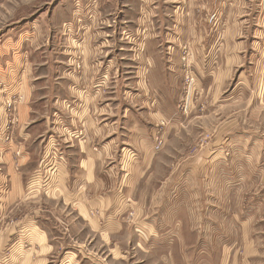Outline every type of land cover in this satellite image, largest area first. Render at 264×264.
<instances>
[{
    "label": "rangeland",
    "instance_id": "374dc122",
    "mask_svg": "<svg viewBox=\"0 0 264 264\" xmlns=\"http://www.w3.org/2000/svg\"><path fill=\"white\" fill-rule=\"evenodd\" d=\"M263 57L264 0H0V264H264ZM239 74L263 90L238 94ZM142 91H176L165 119ZM90 99L129 106L128 122L152 130L114 154L133 202L111 236L70 187L62 194L65 145L47 143ZM24 153L8 193L3 172ZM25 178L38 179L34 196L14 201ZM152 212L171 237L148 239Z\"/></svg>",
    "mask_w": 264,
    "mask_h": 264
},
{
    "label": "crops",
    "instance_id": "0c3cea01",
    "mask_svg": "<svg viewBox=\"0 0 264 264\" xmlns=\"http://www.w3.org/2000/svg\"><path fill=\"white\" fill-rule=\"evenodd\" d=\"M149 84H152L150 80ZM238 84L239 86L243 85V87H241V91H238V86L236 91L238 94L258 95V91L263 90V87L260 89L259 80H257L256 82V85H258L259 87L256 85L254 86V82L250 81L246 75H244V78H242L239 74ZM159 87V82L153 85V88L159 89ZM74 92L79 93L80 91ZM86 92L87 95L88 93H90L91 97H95L98 95L100 96L103 91H85V96ZM163 92L164 91H142L143 94H136L141 98H143V96L145 97L144 104H146L148 108H151L153 115H156L158 119H165V105L167 104V106L171 107L172 109V104L175 101L174 95L176 91H166V93ZM165 95L168 97L167 100ZM229 95H231V93ZM91 100L94 101L93 99L83 101L81 107L75 106L73 108L70 105V108H72L70 109V113L72 116H74L73 119L71 117V120L73 121L71 123V126L67 125V121V124L64 121H60L59 123L56 122L55 124H53V126L50 125V134L48 135L47 143L53 142L59 138V141L63 142L66 147L63 148V150L67 153L65 154L66 159L63 163V167L65 168V174L63 175V185L60 186V188L62 189V194L70 193L72 191L71 193L75 195V199L80 200L81 203L79 204V206L80 208H83L84 212L86 211V209H88L89 211L95 210L96 214L93 215L95 218H91L93 221L97 220L100 223L101 218L104 217V226L110 228V231L107 230V232L111 236L113 234V231H117L115 229L121 228L124 224V218H121L122 216L121 214L119 215V213H122V211L124 213L127 210L128 205L133 202L128 199V197H131L130 194L132 193V191H128V179H130V175L128 173H119L118 169H123L124 167L115 158L114 154L119 146L122 147L123 145H125L126 147H128V138L130 139L131 134L135 136L136 141L139 144L146 146L150 141V134L152 130H148L147 126L143 124L142 121L137 122L134 125H132L133 120L132 123L128 122V115L132 114L134 111V109H130L129 106L128 108L124 107V112L120 115L117 112L116 104L112 107L110 106L114 103V101L109 104L107 102L104 104H98V102H96L98 106L95 103H93L92 106L90 104ZM74 101L76 102L77 100ZM62 103L64 104L65 108L69 106L66 105L68 101H66L65 99L62 100ZM88 106L92 107V111L89 113H87ZM18 108V116L21 122L25 120L24 113L22 112L23 114H21V110L23 111L22 104H20ZM169 109L170 108H168V110ZM131 118L133 119V117ZM123 119L124 121L122 122ZM21 127H23L22 130L25 131V127ZM72 129H76V132H72L75 134H68ZM53 130H61L62 136L59 137L53 134ZM30 135L31 134H28L27 136L29 137ZM73 136H75L76 138H74ZM26 141L27 139L24 141V143ZM24 143L22 142V146ZM95 144H99V146H95ZM27 153L29 154V152ZM25 158H27V162L22 163V161L19 166H12V169L10 167L9 170L7 169L3 172L4 178H6V180L8 181V184H6L8 193L10 190L15 192V190H18L19 188V186H17L15 182L20 181V178L23 175L22 173H24L25 167L30 160L24 153V155L22 154V159ZM34 162L36 163V161H33V163ZM72 166L75 168L72 171L73 177L71 179V186H69V168ZM35 167L36 165L33 167V169ZM32 172L33 171L30 170V176H28L29 178L31 176H35ZM25 179L22 182L24 184V181H26L23 191L17 194V197L16 199H14V201L18 198L25 200L34 196L27 193V183L34 180L38 181V179H30L28 181V178L26 180ZM54 185L53 187L58 186V184H56L55 186ZM69 187L71 188V191H69ZM39 189L41 190L40 187ZM30 190L33 189L31 188ZM45 190L47 192L55 191L54 189H50L49 187ZM45 190L44 188H42L43 192H45ZM178 190V186H173L169 189V192H167L174 194ZM37 191L39 192V190ZM128 192H130L129 196ZM161 201H159V204ZM153 202V205L149 202L150 206L148 207H155V201L153 200ZM157 204L158 203H156V205ZM165 204L166 203L163 201V206ZM158 206L159 205H157L156 207ZM145 208H147V205H143L142 209L140 208V212L144 213ZM148 217L149 218L146 221L141 222V224L143 225L142 229H147L148 235H146L148 239L158 240L162 239L166 235H170L171 237L169 229L162 228V225L165 224V219L160 218L158 212H152ZM32 222L34 221H29V223L36 225V223ZM104 229L106 230V227H104ZM161 229H164L166 231L161 233Z\"/></svg>",
    "mask_w": 264,
    "mask_h": 264
}]
</instances>
